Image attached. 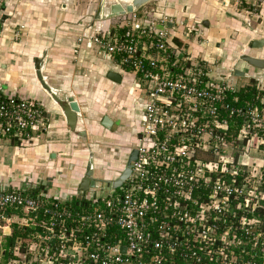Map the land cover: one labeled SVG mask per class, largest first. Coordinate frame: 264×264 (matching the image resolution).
Masks as SVG:
<instances>
[{
	"label": "built area",
	"instance_id": "2783aa9c",
	"mask_svg": "<svg viewBox=\"0 0 264 264\" xmlns=\"http://www.w3.org/2000/svg\"><path fill=\"white\" fill-rule=\"evenodd\" d=\"M256 1L264 5L234 0L251 7L247 16ZM167 21L137 8L79 29L72 59L92 49L127 75L129 147L119 170L92 175L82 192L0 183V264H264V75L245 72L236 87V64L171 45ZM179 23L182 37L207 46L201 26ZM46 113L39 100L0 88V141H37Z\"/></svg>",
	"mask_w": 264,
	"mask_h": 264
},
{
	"label": "crops",
	"instance_id": "0c3cea01",
	"mask_svg": "<svg viewBox=\"0 0 264 264\" xmlns=\"http://www.w3.org/2000/svg\"><path fill=\"white\" fill-rule=\"evenodd\" d=\"M65 1L67 2L69 0H7V2L5 0L0 7V88L17 96L39 100L50 115V117H48V122L51 130L45 133L47 139L43 146L46 148L52 147V149H47L48 151L45 153L44 149L42 150V148L45 147L42 146L36 147L30 152L27 151V153H24L23 160L32 156L33 161H29L27 164L24 162H16L15 169L18 167L27 169L28 182L31 184L35 183L34 186L39 189L45 188L46 190L48 181L55 183L56 185L50 187L45 192L60 197L65 196L66 192L77 186V177L79 176L78 173L74 171V161L76 160V163L81 162L84 171L88 157L77 160L80 155V152L78 154L77 151H74V154L72 153L71 156H67V142L70 139L73 141L76 136L87 138L88 132L85 131L86 129L82 130L85 132V136H79L75 133L76 131H81L79 128V124L82 122L81 119L76 122L75 132H70L65 125L62 114L60 116L65 128H54V131H52L53 127H55V121L50 111L58 105L50 98L49 94L41 87L39 81L36 79L33 60L35 58H40L42 60L41 69L39 71L46 84L52 89L54 95L61 96L63 94L66 97L71 96L77 102L80 117L84 113V97L90 95V97L96 101L102 97L105 99L109 95L108 93L105 95L104 92L105 96H103V91L107 92V87L111 93L117 89L126 93L128 96L130 95L129 101L134 100L133 92L130 94L128 92L129 88L125 89V87L128 86L126 82L127 75L121 77L119 72L111 70L109 63L101 60L94 50H81L77 55L76 61L72 59L71 51L79 30V24L77 23L78 20H80L79 18L84 17V15H77L74 19L67 20V24H65ZM233 1L234 0H152L150 6L145 7V4H143L138 10L144 11L157 8V10L167 16V19L170 20L167 21V27L170 28L172 32L169 39L171 45L179 46L182 44L192 56L196 55L206 60L222 58L224 60V65L232 66L236 64L231 57V54H233V47L230 44L234 41L229 38L233 30H236L239 34L242 33L240 30L249 31V37L245 43L241 45L242 48H249L247 45L252 40L257 39L262 40L263 43L260 48L256 49L264 50V5L260 7V12L258 13L260 17L259 21H257V19L249 18L243 11L244 8H240L238 4L235 6ZM104 10L106 11L107 8ZM103 15H98L97 17H102ZM255 15L257 18L258 15ZM253 20L255 21L252 24ZM179 21H183L186 25L192 27L201 26V29L204 30L203 33L205 32V38L209 40L207 46L210 47V49L203 48L204 46L200 45V43L197 44L194 36H189L187 38L182 37L184 29ZM204 22L206 23L205 25L202 24ZM19 26L22 28L20 29ZM13 30H17L18 33H21L18 41H12L11 39ZM229 42L231 43L229 44ZM250 48L253 47L250 46ZM240 54L241 51L236 55V58ZM259 57L263 58L264 52H262V55ZM78 62L82 64L81 67L86 69L88 74L87 84L85 85H83L81 81L82 75L79 74L80 72L83 73V70L80 66L77 67L75 64ZM235 66L237 71L241 72V75L235 74L236 77H243L246 82L247 76L245 72H251V69L245 68V70H243L244 66L242 64H236ZM107 71L117 73L121 77L120 82H113L112 85H108L107 82L110 80L105 77ZM90 72L93 77L89 76ZM260 73L264 75V70H260ZM77 79L81 83L78 82ZM88 84L93 85V90L88 88ZM239 86L240 84L236 87ZM88 91L89 93H87ZM107 101L106 99L105 102ZM128 106H131V102ZM113 128L114 126L112 124L109 129H106L109 130L108 132L102 131V129L96 131V133L99 134L96 139L105 142L111 140V136L107 137L106 134H111ZM56 129L59 131L58 133H55ZM126 130L127 136L124 138L125 142L128 141L131 136L130 126L127 127ZM126 132H124V134ZM55 134H57V136H55ZM117 138L118 137H114V140ZM1 143H7L10 147L11 150L6 153L10 158L17 153V148L23 145H19L14 141H0V147ZM55 147H57L58 150ZM13 149L17 150L15 151ZM41 151H43V153ZM52 152L54 153L52 159L56 161L53 163L51 162V165H49V163L44 164L46 163L44 162V158L46 156L48 157ZM3 160L4 156H0V175L13 170V167L9 165L10 163L6 167L7 162ZM32 162H34L31 165L32 168H27V165H30ZM92 164L94 170L95 163H93V160ZM98 164L103 166L100 160ZM60 167H62L63 170L60 171ZM65 170L67 172H65ZM93 177L95 178L96 176L93 175ZM43 180L47 181L44 185H42ZM67 180L69 183H67ZM53 189L55 190L51 191Z\"/></svg>",
	"mask_w": 264,
	"mask_h": 264
},
{
	"label": "rangeland",
	"instance_id": "374dc122",
	"mask_svg": "<svg viewBox=\"0 0 264 264\" xmlns=\"http://www.w3.org/2000/svg\"><path fill=\"white\" fill-rule=\"evenodd\" d=\"M113 1L114 0H69L67 2L65 1V24H67L66 23L67 20L74 19V17H76L77 15H84V17L80 16L81 18H79L80 20H78V23H77V24H79V26H78L79 29H81L84 25L89 24L90 22L94 21V18H97V17H95L96 14L98 16V15H103L104 13H106V11L104 9L108 8V6L111 3H113ZM6 2H7V0H6ZM259 2H261V1H256V3H259ZM233 3L236 6V2L233 1ZM262 3H259L258 6H260ZM151 4H152V0L146 2L144 6L147 7V6H150ZM239 6H240V8H244L245 10L251 9V7L247 8L245 4H244V6H242L241 4ZM139 8H141V7H139ZM259 9H260V7L257 8L255 6L256 12L255 11L254 12L258 15L257 18H256V15L254 14L253 11L251 12V14H248V17L252 18V19H257V21H259V17H260V14H258ZM101 20L102 19H100V21ZM254 21L255 20L252 21V24ZM19 27H20V29L22 28L21 26H19ZM240 31H242L241 34H239L236 30H233L229 35V38L234 41L232 43L229 42V44L231 43L230 45H232V47H233L232 48L233 54H231V57L234 59V61L237 65H238V63H240V61H238L236 58V55L239 53V51H241L242 55L247 54V55H251V56H255V57L261 56L262 52H264V50H260V49H256V48H250V43L247 45L249 48H247V47L242 48L241 45L244 44L245 41L249 37V35H248L249 31H246V30H244V31L240 30ZM20 35H21L20 32L18 33L17 30H13L12 31V38H11L12 41H18ZM199 43H202V39L197 40V44H199ZM207 43H209V40L207 41ZM203 48L210 49V47H208V46L205 47V45ZM75 59H77V58H75ZM75 64L77 65V67L78 66L81 67V65H82V64H79V62L75 63ZM242 65L244 66L243 67L244 69L248 68V69H251V71L258 70L256 68H253V67L245 64L244 62ZM81 68L83 70V73L80 72L79 74L82 75L81 81L83 82V85H85V84H87L86 81L88 78L87 77L88 74L86 72V69H84L83 67H81ZM89 76L93 77L91 72H90ZM91 77H90V79H91ZM84 78H85V80H84ZM77 81H78V79H77ZM95 81H93V82H95ZM78 82H80V81H78ZM105 82H107V81H105ZM112 83H113L112 81L107 82L108 85H112ZM242 83H245V79L243 77H237L236 78V86H238L239 84H242ZM92 86L93 85L88 84V88H90V90H93ZM128 88H129V91L128 90L127 91L131 94L130 87L129 86L125 87V89H128ZM106 90H107V92L103 91V96H105L107 93L109 95L105 99H103V97H102L101 99H97V101H96V100H93L92 97H90V95L89 96L86 95L87 97H84V99H83V102L85 103V104H83V112L84 113L81 115V117H79V119L82 120V122L79 124V128L81 130L86 129L85 131L88 132V135L86 136L87 138H84V137L80 138V137L76 136V137H74L73 141L71 139L68 142L66 141L67 142V149H68L67 156L68 155L71 156L72 153L74 154V151H77L78 154L80 152V155L78 156L79 158H77V160L80 158L83 159L84 157L86 158L88 155L92 156L93 163H95L93 175H95L99 180H104V179L108 178V176H110L108 174L110 170H112V171L119 170L120 165L122 163V157L127 152V148L129 147V144H130L129 140L126 142L124 140V138L127 136L126 128L129 126V125H126L125 120L127 119V115L129 114L128 112H130V107L128 106L131 102V100L129 101L130 95L128 96L126 93H123L117 89L115 91L113 90L114 92L111 93V91L109 90L108 87L106 88ZM104 92H105V95H104ZM87 93H89V91ZM56 96L59 99H64L66 97L63 94L61 96L60 95L59 96L56 95ZM106 99L108 100L107 102H105ZM50 112H52V114H53L52 118L55 121V125H54L55 127H53L52 131H54V128L64 129L65 128L64 124H63L64 118H63V120L61 119V116H60L61 111H60L59 107L55 106V108L54 109L52 108ZM45 115L47 118L50 117L48 112ZM102 115H109L110 118L113 117L114 119H116L115 124H113L114 128L111 131V134H106L107 137L111 136L112 139L109 141L107 140L106 142L103 140L98 141L96 139L99 136V134L96 133V131H99L101 129H102V131H107V132L109 131V130H106L105 128H103L99 124V121H100V118L102 117ZM49 130H51L50 127L45 131V133ZM58 132L59 131L56 129L55 133H58ZM124 132H126V133L124 134ZM45 133L40 135L38 137L37 141L25 143L22 146H19L17 148L18 149L17 153L15 155H13L11 158L8 157V155H6V153L11 150L10 147L8 146V144L7 143H3V144L1 143V147H0L1 154H0V156H4V160H5V162H7L6 167L10 163L9 165H11L13 167V170H10L4 174H1L0 175V183H7V184L11 185L12 187L19 188L22 181H26L29 179L28 175H27V169H25L23 167H20V168L18 167L17 169H15V163L16 162L17 163H23L24 162L25 164H27V162L33 161L32 156H29L27 159L25 158L23 160L24 153H27V151L30 152L36 147H42L43 145H45V140L47 139V137H45ZM119 135H120V138H119ZM55 136H57V134H55ZM114 137H118V138L116 140H114ZM43 147H45V146H43ZM19 148H22V149H19ZM45 148H42V150L44 149L45 153H47V151H48L47 149H49V148L52 149V147H48V148H46V150H45ZM55 148L57 149V147H55ZM17 149H13V150L16 151ZM20 150H22V151H20ZM41 152L43 153V151H41ZM99 160L102 162L103 166L98 164ZM55 161L56 160H54L52 158H48L47 156L44 158V162H46L44 164L49 163V165H51ZM1 162H2V160H1ZM74 162H75L73 164L74 171L77 172L78 176L80 177L82 175V172H83V164H81V162L76 163L77 162L76 160ZM33 163L34 162H32L30 165H27V168L31 169L32 168L31 165ZM99 167H101V168H99ZM59 170L61 171V170H63V168L60 167ZM65 172H67V171L65 170ZM10 179H11V181H10ZM9 182H11V183H9ZM45 183H47V181L43 180L42 185H44ZM67 183H69L68 180H67ZM32 184H30V186ZM54 185H56V184L48 181V185H46V190L49 189L50 187H53ZM65 185H66V183H65ZM102 188L107 190L108 189L107 184L102 183ZM46 190H44V192ZM54 190L55 189H53L51 191H54Z\"/></svg>",
	"mask_w": 264,
	"mask_h": 264
},
{
	"label": "water",
	"instance_id": "95a60500",
	"mask_svg": "<svg viewBox=\"0 0 264 264\" xmlns=\"http://www.w3.org/2000/svg\"><path fill=\"white\" fill-rule=\"evenodd\" d=\"M148 1L150 0H118V1L114 0L113 3H111L108 6L106 13H104L103 16L110 17L113 15L121 14V13H128V12H131L141 7L143 4H145ZM96 17H97V14H96ZM202 24L205 25L206 23L204 22ZM0 27H1V23H0ZM262 43H263L262 40L254 39L250 42V46L253 48H260L262 46ZM239 59L245 64L253 68L264 69V58L253 57V56L243 54L240 56ZM41 62L42 60L39 58H35L33 60L35 77L39 81L41 87L47 92H49L52 99L57 103L61 111V114L63 115L64 122L68 130L70 132H75V125L77 122L76 115L79 112V107L77 105V102L71 96H67L64 99H59L56 95H54V93H52L50 87L42 80V77L40 75L39 68L41 66ZM234 73L236 75H241L240 71H235ZM105 77L114 83L120 82V76L115 72L107 71V73L105 74ZM99 124L103 128L109 129L111 126V121L106 115H103L99 121ZM75 133H77V135L79 136H85V132L82 130L76 131ZM134 155H135V150L131 149V151L127 155L123 170L121 171L117 179L112 181L111 183L112 187L114 188L117 187L120 184V182L123 180V178L127 175L129 171V162L134 158ZM48 157L53 158L54 153H50ZM92 165H93L92 156L88 155L82 177L80 178L76 186L77 192L85 191L88 187L93 185L94 179L92 177V174H93Z\"/></svg>",
	"mask_w": 264,
	"mask_h": 264
},
{
	"label": "bare ground",
	"instance_id": "6f19581e",
	"mask_svg": "<svg viewBox=\"0 0 264 264\" xmlns=\"http://www.w3.org/2000/svg\"><path fill=\"white\" fill-rule=\"evenodd\" d=\"M118 1V0H117ZM247 55V54H246ZM249 56H251V55H249ZM253 57H255V56H253ZM41 69V66H40V68H39V70ZM262 70H264V69H262ZM40 75H41V73H40ZM41 77H42V75H41ZM42 80L44 81V78L42 77ZM109 80V79H108ZM45 82V81H44ZM46 83V82H45ZM51 89V88H50ZM46 91V90H45ZM51 91H52V89H51ZM47 92V91H46ZM48 94H49V96H50V98L52 99V97H51V95H50V93L49 92H47ZM53 100V99H52ZM54 101V100H53ZM55 102V101H54ZM56 103V102H55Z\"/></svg>",
	"mask_w": 264,
	"mask_h": 264
},
{
	"label": "flooded vegetation",
	"instance_id": "af4514ba",
	"mask_svg": "<svg viewBox=\"0 0 264 264\" xmlns=\"http://www.w3.org/2000/svg\"><path fill=\"white\" fill-rule=\"evenodd\" d=\"M102 116H103V115H102ZM106 116L110 119V121H111V125H112V124H115V120H116V119H114V118H110L109 115H106ZM100 119H101V118H100Z\"/></svg>",
	"mask_w": 264,
	"mask_h": 264
},
{
	"label": "trees",
	"instance_id": "16d2710c",
	"mask_svg": "<svg viewBox=\"0 0 264 264\" xmlns=\"http://www.w3.org/2000/svg\"><path fill=\"white\" fill-rule=\"evenodd\" d=\"M239 95H240V96H243V97H245V98H247V97L249 96V93H248V92H245V93H243V94H240V93H239Z\"/></svg>",
	"mask_w": 264,
	"mask_h": 264
}]
</instances>
